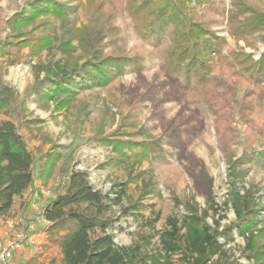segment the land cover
I'll return each instance as SVG.
<instances>
[{
    "label": "trees",
    "instance_id": "trees-1",
    "mask_svg": "<svg viewBox=\"0 0 264 264\" xmlns=\"http://www.w3.org/2000/svg\"><path fill=\"white\" fill-rule=\"evenodd\" d=\"M67 1L27 0L6 20L9 43L19 45L22 39L25 42L37 37L34 33L43 24L38 20L42 16L65 20L76 14L82 0H75L77 4ZM85 1L89 7L86 13H94L97 18L105 4L111 7V13H102L107 26L90 21V27L87 25L80 37L82 54L76 59L67 54L69 48H63L70 43L68 40L75 38L74 28L63 34V40L40 36L35 42L39 47L60 50L62 57L39 65L31 90L32 100L52 103L56 110H62L81 91L104 88L126 71H141L143 55H130L126 46L110 41L111 35L115 36L113 31L118 29L111 26L115 15L125 12L142 42L160 49L163 59L160 71L168 78L181 80L192 100L202 103L213 114L228 171V190L217 207L219 211L231 208L236 221L219 230L217 219H213V225L206 222L207 210L188 206L181 221L176 217L167 218L166 227L158 233L159 247L150 248L152 236L149 234L138 235L130 245H117L113 236L116 219L109 213L113 206L121 205L128 183L140 179L143 172L130 176L128 182L113 183L110 192L102 193L90 184L86 172L67 170L63 184L52 196L47 194L49 199L46 197L39 213L45 222L46 242L57 248L60 264H264V214L260 212L264 206L257 197L258 188L255 184H243L245 170L225 152L221 139L224 130L235 135L231 130L235 110L248 131L256 127L257 116L264 109V52L255 61L251 53L223 52L225 40L212 28L219 19H207L205 15L210 11L220 21L225 19L229 34L240 40L245 34L264 30V0H257L258 3L231 0L232 8L227 11L216 0ZM29 26L32 27L27 29ZM104 37L108 38L105 44H111L109 52L103 50ZM40 73H43L41 78ZM236 83L246 85L241 100H237ZM250 85L254 88H249ZM233 101L236 109L231 105ZM14 103L15 90L2 81L0 69V112ZM141 131V141L103 135L93 140L117 153L116 164H126L132 170L145 160L150 164L164 162L166 154L161 142ZM52 153L43 158L32 152L14 122L0 121V217L9 215L15 196L27 191L38 192L35 172L43 182L48 179L60 155L57 150ZM141 181V199L149 193L158 195L150 177ZM142 207L141 202L130 203L122 207V216L131 215L134 221L140 220ZM158 217L156 214L155 219L142 224L152 228ZM235 234L244 239L239 257L230 256L226 249ZM242 258L245 263L241 262Z\"/></svg>",
    "mask_w": 264,
    "mask_h": 264
},
{
    "label": "rangeland",
    "instance_id": "rangeland-1",
    "mask_svg": "<svg viewBox=\"0 0 264 264\" xmlns=\"http://www.w3.org/2000/svg\"><path fill=\"white\" fill-rule=\"evenodd\" d=\"M26 1L0 0L2 81L11 86L16 94V103L0 112V121L14 122L28 148L39 156H52L53 150L60 155L45 182L35 172L38 192L27 191L22 196H15L9 215L0 217V264H60L57 248L46 242L45 222L39 213L43 203L49 199L47 194L52 196L56 188L63 184L66 171L72 169L86 172L90 184L102 193L110 192L113 183L128 182L130 176L143 172L140 179L128 183L121 205L113 206L109 213L116 219L113 236L117 245H130L138 235L149 234L152 236L150 248L159 247L158 233L166 227L167 218L176 217L181 221L188 206L207 210L206 222L213 225V219H217L219 230L236 221L231 208L219 211L217 207L222 204L228 190V171L218 144L213 114L202 103L192 100L181 80L168 78L160 71L163 61L160 49L142 42L129 16L125 12L115 15L111 26L118 29L113 31L115 36L111 35L110 41L112 44L116 40V45L126 46L130 55H143L144 68L136 72L126 71L104 88L81 91L69 106L56 110L52 103L34 102L31 90L36 83L39 65L62 57V52L39 47L36 40L42 35L63 40V34L74 28L75 38L68 40L70 43L63 48H69L67 54L76 59L82 54L79 43L84 28L87 25L90 27V21H98L106 27L102 13H111V7L105 4L98 20L94 17L96 14L86 13L89 7L82 0V4L78 3L76 14L65 20L42 16L38 20L43 24L34 33L37 37L25 42L20 39L22 43L19 45L11 44L6 20ZM67 2L77 4L75 0ZM216 2L222 3L225 11L232 8L231 0ZM255 3L258 1L255 0ZM205 15L207 19H219L212 28L225 40L223 52L236 50L251 53L253 61L264 52V30L245 34L236 40L229 34L225 19L220 21L221 18L210 11ZM107 40L104 37L105 52L112 48L110 43L105 44ZM42 76L43 73H40L39 78ZM235 86L237 100H241L246 85L236 83ZM231 105L235 108L234 101ZM237 113L235 110L231 124L236 136L231 131L221 132L225 143L223 148L245 170L243 184L256 185L257 197L264 206V109L257 116L256 127L249 131ZM118 127L119 131H116ZM140 130H145L150 139L161 142L166 154L164 162L150 164L145 160L132 170L126 164H116L117 153L93 140L95 136L103 135L141 141ZM147 177L152 179L158 195L149 193L141 199V179ZM133 202L143 204L140 209L142 216L137 221L131 215L122 216V207ZM260 212L264 214L263 207H260ZM156 214L159 217L152 228L142 224L155 219ZM221 214L222 218L219 217ZM8 242H14V248L8 259H2V251ZM243 246L244 239L235 234L234 241L227 244L226 249L230 256L239 257ZM245 261L241 259L242 263Z\"/></svg>",
    "mask_w": 264,
    "mask_h": 264
},
{
    "label": "built area",
    "instance_id": "built-area-1",
    "mask_svg": "<svg viewBox=\"0 0 264 264\" xmlns=\"http://www.w3.org/2000/svg\"><path fill=\"white\" fill-rule=\"evenodd\" d=\"M31 242V240H29ZM14 248V242H8L6 247L2 251L1 258L8 259L11 255V249Z\"/></svg>",
    "mask_w": 264,
    "mask_h": 264
},
{
    "label": "crops",
    "instance_id": "crops-1",
    "mask_svg": "<svg viewBox=\"0 0 264 264\" xmlns=\"http://www.w3.org/2000/svg\"><path fill=\"white\" fill-rule=\"evenodd\" d=\"M45 225V224H44ZM41 235V234H40Z\"/></svg>",
    "mask_w": 264,
    "mask_h": 264
}]
</instances>
